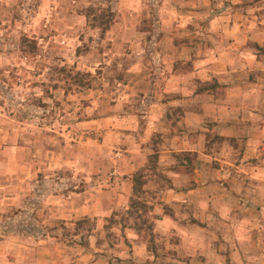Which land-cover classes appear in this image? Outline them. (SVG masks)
Segmentation results:
<instances>
[{
  "label": "rangeland",
  "instance_id": "rangeland-1",
  "mask_svg": "<svg viewBox=\"0 0 264 264\" xmlns=\"http://www.w3.org/2000/svg\"><path fill=\"white\" fill-rule=\"evenodd\" d=\"M202 28L242 55L196 68ZM252 92L264 95V0H0V264H85L102 251L117 264H264V208L243 226L241 213L225 222L202 208L179 220L169 194L175 164H199L174 150L188 132L170 122ZM110 185L123 195L111 213L81 215L83 200L115 205ZM164 215L174 222L158 226Z\"/></svg>",
  "mask_w": 264,
  "mask_h": 264
},
{
  "label": "crops",
  "instance_id": "crops-1",
  "mask_svg": "<svg viewBox=\"0 0 264 264\" xmlns=\"http://www.w3.org/2000/svg\"><path fill=\"white\" fill-rule=\"evenodd\" d=\"M208 32H210L209 29L203 28L191 31L192 34L195 33L192 35L193 37L202 36L197 37L194 48L198 53L196 60H194V63L199 64L196 65V68L201 69L210 66V64L213 65V63H233V60L236 61L242 55L240 51L234 50L237 46L232 47L233 51L218 49L220 45H216V40L212 39L213 35ZM166 64V71L170 72L171 75L168 77L167 87L175 89L178 84L175 83V80H178V76L171 72L173 67L170 68L169 64ZM201 71L199 70L198 74ZM193 74H196V71ZM185 77L189 78L191 75L187 74ZM206 79L207 77L203 78V80ZM237 87L244 89L245 86L236 85L235 91ZM184 94L190 93L184 91ZM232 94L233 97L230 98L229 102L227 101L228 103L207 101L200 110L188 109L181 116V119L170 122L175 127L176 125L182 126L183 131L188 132L187 136L183 137L184 140L182 139L184 145L179 141L180 135L175 134L173 142L177 143V148L174 150L192 152V155L199 153L197 160L199 164L193 166L190 163V168L186 169L188 165L185 166L179 161V167L177 168L175 164V170L171 176L176 191L173 190L169 194L181 202L179 211L173 204L176 214L182 213L179 220L185 218L188 212L199 211L202 208L211 213V218L213 217L212 211L213 213L215 211L225 212L227 215L225 222H232L233 213H241L234 223H240L243 226L245 220H248L246 215H256L261 208H264L260 207L262 205L260 190L264 189V95L262 92ZM257 102L258 105H256ZM150 113L146 116H149ZM166 121L169 122L168 117L164 122L166 123ZM207 131L223 137V145L213 151L207 143L205 134ZM197 133L203 134L204 137L199 146L197 140L193 138ZM204 147L206 148L205 152L203 151ZM205 161L212 163L210 166L207 164L206 166ZM127 165L132 167V170H137L135 162L128 161ZM129 180L130 177L124 178V181ZM177 185L181 187L178 188ZM217 187L223 190L221 194L217 192ZM98 191L97 197L106 190L100 189ZM107 191L116 195L115 205L94 202V198L92 203L90 201L86 203V200H83L82 202H85L79 204L80 207L77 210L83 216L92 215L105 218L116 206L117 198L123 196L119 188L114 187V185H110ZM126 193L129 195L128 190ZM77 194L82 198L86 196L84 192H77ZM174 220L171 216L164 215L157 224L164 226L169 222H174ZM179 223L181 228L191 227L188 222ZM240 224L236 226L227 224L237 237L242 234ZM109 249L112 250L110 246ZM116 256L121 255L117 252L102 251L97 253L93 259H89V254H83L77 257V260H84L85 264H117L118 258ZM55 259L53 258L52 262H55ZM35 264H38V261Z\"/></svg>",
  "mask_w": 264,
  "mask_h": 264
}]
</instances>
